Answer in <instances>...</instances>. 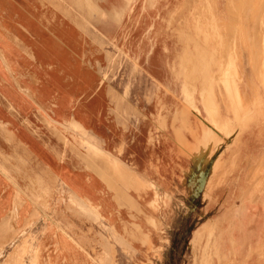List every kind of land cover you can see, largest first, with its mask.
<instances>
[{"label": "crops", "instance_id": "obj_1", "mask_svg": "<svg viewBox=\"0 0 264 264\" xmlns=\"http://www.w3.org/2000/svg\"><path fill=\"white\" fill-rule=\"evenodd\" d=\"M175 2L0 0V264H158L168 248L174 264H264V185L248 186L264 107L226 133V97L213 117L195 95L192 121L174 126L162 97L183 83ZM116 53L144 72L138 85L170 95L118 89L104 76ZM238 62L242 92L256 84ZM196 137L209 143L190 158L180 140ZM178 187L186 205H173ZM24 237L37 254H17Z\"/></svg>", "mask_w": 264, "mask_h": 264}, {"label": "rangeland", "instance_id": "obj_2", "mask_svg": "<svg viewBox=\"0 0 264 264\" xmlns=\"http://www.w3.org/2000/svg\"><path fill=\"white\" fill-rule=\"evenodd\" d=\"M121 13V10L112 12L115 17H119ZM190 41L195 43V46L193 44L191 46ZM182 55L192 58L182 67L185 77L187 74L192 77L189 82L191 81L193 84V91L190 84L186 85L191 94V102L195 104V95H198L205 110H217L219 107L217 98L220 96L224 101L223 96H225L229 102L223 104L226 111L232 113V119H223L222 131L230 133L237 118H239L240 124H237L236 128L243 125L244 130L247 123L256 116L259 107L260 109L264 107V0H177L174 3L173 63L175 80L181 83L183 82L180 63ZM125 56L121 53L110 56L108 69L104 71V76L107 79L125 80L124 85L118 89L124 90L126 94H146L148 100L153 94L170 95L168 88L159 91L154 87L138 85L145 83L144 72L127 60ZM198 57L203 58L198 59ZM237 60L242 65L243 72L247 73L250 78H254V84H256V86L241 87L242 92L238 87L242 76L236 63ZM181 89L184 90V87L172 88V94L175 93L178 96L175 102H171L168 97H162L164 111L169 113L170 108L173 107L175 127L187 125L188 121H192V115L188 114L193 112L185 109L184 101L179 98L182 96ZM254 90L260 91L263 97L261 98L262 105L259 104L260 101L258 102L257 97L250 98L249 95ZM245 95H248L249 99ZM204 97H206L205 104L202 102ZM261 121L259 125H252V127H258L264 132V118ZM181 131L185 138L191 139L186 129ZM222 131H219L220 135H222ZM236 132L239 133L238 130ZM175 137L177 138V135ZM195 142L194 149L193 146L188 147L186 141L181 139L182 153L190 158L199 157L206 144L209 143L208 141V143L200 144L196 140ZM180 170L182 173L186 171L184 167H181ZM249 174L248 186L264 185V159L258 166L251 168ZM155 194L158 195L162 204L168 203L167 198H164L167 196L166 193L160 195L155 191ZM172 202L174 206L186 205L183 188H174ZM23 242L24 246L18 247L17 254H37L38 249L32 246L28 247L25 237ZM168 250L167 257L159 259L158 264H174V248H168ZM170 252L173 254L170 255ZM156 258H160V256ZM259 258L264 259V251L259 253ZM147 264L156 263L147 262Z\"/></svg>", "mask_w": 264, "mask_h": 264}, {"label": "bare ground", "instance_id": "obj_3", "mask_svg": "<svg viewBox=\"0 0 264 264\" xmlns=\"http://www.w3.org/2000/svg\"><path fill=\"white\" fill-rule=\"evenodd\" d=\"M210 5V4H209ZM182 42V41H181ZM191 42V41H190ZM192 44L194 45L195 43H192L191 42V46H192ZM187 46V45H186ZM195 46V45H194ZM185 52V51H184ZM184 54V53H183ZM203 58V57H202ZM201 57H198V59H202ZM192 60V58H190L189 56H185V55H182L181 56V58H180V63H181V72H182V76H183V83H182V88L184 87V90H182V92L184 93V96H186V100L188 101L187 102V104H185V106H184V108L185 109H188V110H194V111H196V106L192 103V102H190V96H191V94H190V92H189V90L186 88V85L187 84H190L191 85V90L193 89V84L191 83V81L189 82V80L192 78L189 74H187V76L185 77V73H184V71H182V67L184 66V64H186V62L188 63V62H190ZM194 82V81H193ZM198 84V83H197ZM196 85V84H195ZM193 91V90H192ZM216 92V91H215ZM206 97H204V99L202 100V101H204V104H205V102H206V99H205ZM263 98V97H262ZM208 102V101H207ZM214 102H215V100H214ZM260 104V103H259ZM203 107V106H202ZM218 109L217 110H211L212 111V113H213V117H214V115L215 114H218L219 115V112H220V109H219V107H217ZM226 110V109H225ZM264 110V109H263ZM214 111V112H213ZM228 112V111H227ZM207 117V116H206ZM213 117H212V120H211V124L214 126L215 124H216V121H215V119H213ZM235 124V126L237 125V124H240V122H239V118H237V122H235L234 123ZM249 123H247V125H248ZM228 125V124H227ZM247 125L245 126V127H247ZM242 126V131H243V125H241ZM237 131V130H236ZM242 131H240V132H242ZM197 140H199V138H197L196 137V141ZM260 187V186H259ZM158 196V195H157ZM157 199V198H156ZM154 200V199H153ZM156 201V200H155ZM157 201H158V199H157ZM154 203V202H153ZM153 203H152V205H153ZM156 204V203H155ZM161 205H164V204H161ZM161 207V206H160ZM150 246V245H149ZM151 248V247H150Z\"/></svg>", "mask_w": 264, "mask_h": 264}]
</instances>
